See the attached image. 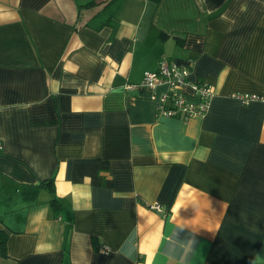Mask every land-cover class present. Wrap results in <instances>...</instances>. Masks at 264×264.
<instances>
[{
    "label": "crops",
    "instance_id": "0c3cea01",
    "mask_svg": "<svg viewBox=\"0 0 264 264\" xmlns=\"http://www.w3.org/2000/svg\"><path fill=\"white\" fill-rule=\"evenodd\" d=\"M88 1L0 0V264H264V102L233 97L264 93V0H121L98 28ZM163 57L205 115L125 87Z\"/></svg>",
    "mask_w": 264,
    "mask_h": 264
},
{
    "label": "built area",
    "instance_id": "2783aa9c",
    "mask_svg": "<svg viewBox=\"0 0 264 264\" xmlns=\"http://www.w3.org/2000/svg\"><path fill=\"white\" fill-rule=\"evenodd\" d=\"M190 76L189 64H181L163 57L155 70L144 72L139 84L127 83L125 87L134 88L144 85L150 88V98L155 103L157 116L187 120L205 115L214 96V90L209 83L193 80ZM159 88L162 90L159 91ZM233 97L243 104L252 101L264 102V93H235ZM149 207L158 212L162 211L158 203L151 204ZM104 249L106 252L109 251L107 247Z\"/></svg>",
    "mask_w": 264,
    "mask_h": 264
},
{
    "label": "trees",
    "instance_id": "16d2710c",
    "mask_svg": "<svg viewBox=\"0 0 264 264\" xmlns=\"http://www.w3.org/2000/svg\"><path fill=\"white\" fill-rule=\"evenodd\" d=\"M120 1L121 0H90L84 4H81L78 8V11L80 12L83 9L93 7L99 3H103L102 7L92 17V20L95 22L96 27L98 28L104 25H108L113 21L114 14L119 8ZM41 185L50 189V191L54 190L53 178L43 181ZM50 204L55 213L62 212V214L65 215V218L69 222L68 228H70V225L72 223V214L69 208H67V206L64 205L63 202L57 197H52ZM5 244H6V233L0 231V256L6 255Z\"/></svg>",
    "mask_w": 264,
    "mask_h": 264
},
{
    "label": "clouds",
    "instance_id": "9594fccd",
    "mask_svg": "<svg viewBox=\"0 0 264 264\" xmlns=\"http://www.w3.org/2000/svg\"><path fill=\"white\" fill-rule=\"evenodd\" d=\"M197 236H198V233H195V232H193L190 235V237L187 241L188 249H192L198 244ZM169 240H171V238H169ZM180 246L182 247L183 245H180ZM168 247H169V245H166L167 249H168ZM132 251H133V248L129 247L125 254L130 255ZM176 251H177V248H174L172 251H167V254L168 255H174L176 253Z\"/></svg>",
    "mask_w": 264,
    "mask_h": 264
}]
</instances>
